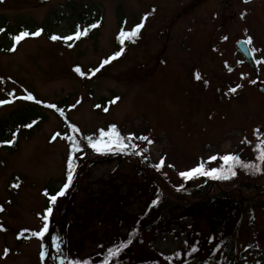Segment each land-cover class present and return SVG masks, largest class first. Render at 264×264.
<instances>
[{
    "label": "rangeland",
    "instance_id": "rangeland-1",
    "mask_svg": "<svg viewBox=\"0 0 264 264\" xmlns=\"http://www.w3.org/2000/svg\"><path fill=\"white\" fill-rule=\"evenodd\" d=\"M80 12L98 26L87 39L71 47L51 39L80 27ZM142 17L137 35L123 39L121 54L101 65L119 51L118 24L129 30ZM19 21L41 32L12 51L0 49V97L27 90L46 101L68 96V115L79 129L113 122L125 138L133 134L126 151L143 156L176 188L203 177L185 180L180 171L201 161L218 167L226 153L257 163V137L264 139V92L255 86L258 80L264 89V0H2L0 23L14 30ZM248 37L247 46L256 49L252 68L236 47ZM0 44L9 45L10 36L0 32ZM103 96L114 102L101 107ZM20 100L2 106L0 117ZM40 114L36 126L20 130L15 149L0 147V264H101L107 249L129 240L130 232V243L108 264H222L220 250L235 227L241 236L237 264H264L263 211H250L239 197H215L161 221L151 203L156 187L117 150L87 158L52 205L44 235L18 242L17 230L32 233L44 224V184L62 186L67 145L60 135L53 139L62 131L60 121L52 111ZM210 155L217 160L208 161ZM259 163V172L237 165L235 178L264 187V161Z\"/></svg>",
    "mask_w": 264,
    "mask_h": 264
},
{
    "label": "trees",
    "instance_id": "trees-1",
    "mask_svg": "<svg viewBox=\"0 0 264 264\" xmlns=\"http://www.w3.org/2000/svg\"><path fill=\"white\" fill-rule=\"evenodd\" d=\"M2 0H0L1 2ZM83 15V17H82ZM79 17L81 18L80 21L82 22V25L80 26V29L83 30V28L87 25H92L91 19L93 17L87 15L85 12L82 14V12L79 13ZM0 25H3V34L5 36H10V44H0L1 51H8V48L10 47L12 43V35L17 34L21 30H27L30 32V26L26 21H19L14 28V30H10V28L5 25L4 23H0ZM41 27V26H40ZM123 27V23L120 22L118 24L119 31ZM98 26L91 27L88 29L87 34L81 36L80 38L72 39L68 41L67 43L63 41L62 39H58L61 44L68 46L69 44H72L73 42H77L80 39L84 38L87 39L91 35V30L96 29ZM77 28H74L72 32H75ZM125 38H122V40ZM128 39V38H127ZM57 40V39H56ZM114 42L117 47L116 50L122 48L124 46V43H121L120 40H117V35L114 38ZM10 91H7L5 94V97H0V100L9 101L6 103H13L17 100L22 101L23 103L17 106V108L12 109L10 113H8L7 116L0 117V141H7L12 139V133H16V137L13 140L11 144L7 143H0V147H4L5 149L13 150L18 145V137L21 133L20 130H26L28 131L29 128H32V126H36V124L39 122V119L41 118V111L42 110H48L52 111L57 119L60 121V125L62 128L61 131V137L66 142L67 148L65 150V156L63 158V178H62V184L66 180V171H67V153H68V140L66 139L67 136H73L75 137L76 141L80 144V151L74 152V162H75V171L73 173V182L76 180V176L78 175V171L81 167H83L85 160L88 158L90 161H95L99 159H103L106 157V155H111L115 153L114 151H106V152H96L91 147L88 146L87 141L84 139V137H94L99 135V129H105L107 130L108 126L111 124H114L113 122H106L104 125L97 126L96 128H93V130L88 131L86 129H79L75 122L69 118L68 112H69V98L68 96L60 97L58 100H49L46 101L44 99L36 98L34 100H26L22 97L26 95V93H32L31 91L27 90L23 93L21 97H15V94L12 92V96H9L8 93ZM42 101L46 103H36L35 101ZM112 101L110 97L103 96L102 98H99V103L101 104V107L105 105L104 103L107 102V104ZM4 104H0V108L4 106ZM48 104H54L56 105V108H50L47 105ZM59 109V111L57 110ZM63 113V115H61ZM35 120L36 123L32 124L31 127H24L26 124H31V122ZM70 125H75L76 129L78 131H72L70 128ZM116 125V124H114ZM117 128V125H116ZM119 131V129L117 128ZM120 133V132H119ZM122 136V135H121ZM122 156L128 157L129 159L134 161L135 167L137 170L140 171L142 175L145 176L148 180H151L153 185L156 187V191H158V195L155 198L157 200V203L154 205L157 212H159V220H167L169 217H171L174 213L177 212V210L182 211L183 209L189 208L190 206H193L194 204H200L204 206L206 202H208L210 199H214L215 197H239L243 200L246 207L249 208L250 211H256L261 210L264 212V187L256 185L255 183H252L250 181L242 182L235 178V176H230L228 179H215L209 176H203L200 177L201 181L195 182L190 181L189 184L184 185L181 188H176L172 184L170 185L166 180H163L161 177H159L157 174H155V169H151V167L148 165V163L145 161L146 159L143 158V156L135 155V153H132L133 151H119L117 150ZM126 152V153H125ZM82 153V154H81ZM124 154V155H123ZM85 158V159H84ZM84 159V161H82ZM61 186V185H60ZM60 186H57L56 184L52 183H45L43 187V195L44 192L47 191L49 194H54L56 190L59 189ZM54 204V203H53ZM52 204V205H53ZM45 208L49 207V198L45 196ZM53 207V206H51ZM238 223V222H237ZM236 223V224H237ZM237 226V225H236ZM233 232L227 235V237L224 239V243L222 245V248L220 250V261L222 264H237L238 260V252H237V239L238 237H241L239 235V228L235 227L232 229ZM16 240L18 242H23L26 239L32 238L33 235L29 231L25 230H17L15 233Z\"/></svg>",
    "mask_w": 264,
    "mask_h": 264
},
{
    "label": "snow or ice",
    "instance_id": "snow-or-ice-1",
    "mask_svg": "<svg viewBox=\"0 0 264 264\" xmlns=\"http://www.w3.org/2000/svg\"><path fill=\"white\" fill-rule=\"evenodd\" d=\"M147 14H145L146 16ZM99 23V22H97ZM144 23V17L141 18L140 22L135 24L134 26L131 27V29L129 30H125L123 27H121L120 31L117 34V40H120L121 43H123L122 38H128V39H133L137 33L138 30L142 27ZM91 27H95V25H87L83 28V30L80 29L79 26H77V30L67 36H63V37H58L57 35L53 34L51 36L52 40H56V39H62L63 41H65L66 43L70 40H72L73 38H80L83 35L87 34V31L89 28ZM4 29L0 28V32H3ZM41 32V29L37 28L35 31L32 32H28L27 30H21L19 31L17 34L12 35V47L9 48V51H12L15 49L16 44L21 41L24 37L26 36H37L39 35V33ZM251 42V37H248L245 40V43H250ZM69 47H71V44L68 45ZM123 48H120L119 51L114 52L111 56L107 57L106 59L101 61V65L108 63L111 59H113L114 57H117L121 54V52L123 51ZM256 51V49H250V52H254ZM75 71L77 73H79L81 76L86 75L85 72L81 71V69L77 66L75 68ZM97 71V69H89V74L93 73ZM199 78V75L197 74V79ZM2 79V78H0ZM206 83V82H205ZM240 87V85H236V88ZM231 91H235V89H231ZM9 96H12V93L9 92L8 93ZM23 99L26 100H34L35 98L33 97L32 93H26V95H24L22 97ZM6 102L9 101H5V100H0V104H4ZM36 103H46V102H42V101H35ZM114 102V101H110ZM77 103H79V100H77ZM50 108H56V105L54 104H48L47 105ZM99 107V106H97ZM59 111V109H57ZM107 110V109H105ZM61 115H63V113H61ZM36 121L33 120L31 122V124H26L24 125V127H31L32 124H35ZM70 128L72 131H78V129H76L75 125H70ZM258 130H254V133L257 132ZM12 139L7 140V141H0V143H7V144H11L13 142V140L16 137V133L13 132L12 134ZM61 135L60 133H54L53 134V139H55L57 136ZM132 136L133 134L129 133L127 138H125L124 136H121V134L119 133V131L116 128V125L111 124L108 126L107 130L105 131V129H99V135L98 136H94V137H84V139L87 141L88 146L91 147L93 150H95L96 152H106V151H112V150H119V151H125L128 149L129 145L131 144V140H132ZM66 139L68 140V153H67V171H66V180L65 182L62 184V186L59 187L58 190H56L54 192V194H49V192L45 191L44 195L47 196L49 198V207L45 209L44 215L42 217L44 224L42 227H40V229L38 231H32V235L35 237H41L44 235L47 227H48V214L52 211V204L57 200V198L59 196H62L65 193V190L69 188L72 180H73V173L75 171V158L73 153L74 152H79L80 151V144L78 141H76L75 137L73 136H67ZM127 139V143L125 142ZM138 139L141 140H145L148 143H151V140L148 139V137L146 136H140L138 137ZM262 145H264V139H260L259 136L257 137V143L255 144V151H256V161L257 163H253L252 161H244L241 160V158L233 153H226L224 155H220L219 156V160L221 161L220 165L218 167H206L205 163L203 161L197 163L195 166L184 170V171H180L178 173V175L180 177H182L183 179L187 180L190 179L192 177L195 176H209L215 179H228L230 176H235L236 172H235V167L238 165L241 168H244L245 170H248L249 168L253 169L255 172H259L261 171V167H260V161H264V147H262ZM131 147H136L135 145H131ZM82 154V153H81ZM139 154V153H136ZM217 155H210L207 157L208 161H215L217 160ZM161 163H163V158H161V162L157 163L155 165L156 168H159ZM178 187H183L182 185L178 186ZM153 205H155L157 203V200H152L151 202ZM38 215H40L38 213ZM2 227V226H0ZM27 231V230H25ZM133 231H135V229H133ZM129 240L127 241H120L118 243L113 244L111 247H109L107 249V252L104 256L103 261H101V264H108V261L111 257H114L116 255H118V253L126 246L127 243H130V238L132 233L130 232L129 234ZM211 239V238H209ZM58 237L53 236L52 237V246L54 248H58L59 244L57 243ZM216 247H219V245H216ZM41 252H40V256L43 257L45 255V252L43 251V245H41ZM191 250L195 251V245L191 246ZM7 251V249H5V252ZM176 255H179V253H176ZM57 260H60L61 257L57 256L56 257ZM66 264H89V261L87 259H67L66 260Z\"/></svg>",
    "mask_w": 264,
    "mask_h": 264
},
{
    "label": "water",
    "instance_id": "water-1",
    "mask_svg": "<svg viewBox=\"0 0 264 264\" xmlns=\"http://www.w3.org/2000/svg\"><path fill=\"white\" fill-rule=\"evenodd\" d=\"M236 47H238L240 52H242L243 56L247 59L250 67H254L256 65V61H255L254 57L252 56V54L250 53L248 47L246 46V43L241 38L236 42ZM255 85H256V88L261 93L264 92L263 85L260 81L257 80L255 82Z\"/></svg>",
    "mask_w": 264,
    "mask_h": 264
}]
</instances>
